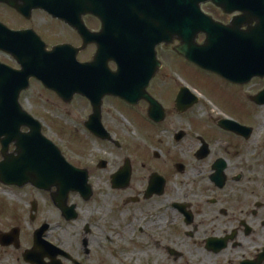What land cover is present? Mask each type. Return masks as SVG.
Masks as SVG:
<instances>
[{"label":"flooded vegetation","instance_id":"flooded-vegetation-1","mask_svg":"<svg viewBox=\"0 0 264 264\" xmlns=\"http://www.w3.org/2000/svg\"><path fill=\"white\" fill-rule=\"evenodd\" d=\"M221 2L232 12L211 2L200 4V13L188 5L177 30L174 13L166 25L160 19L161 8L175 10V0H0V30L25 34L11 37L24 44L0 49V74L22 72L17 56L31 36L47 51L71 46L77 64L88 68L74 72L88 84L89 98L76 94L67 103L35 78L29 88L37 84L66 105L82 99L91 140L119 153L115 160L94 157L82 168L92 194L72 192L65 206L31 184L0 181L28 191L19 218L29 229L0 223L1 248L30 252L47 226L39 243L57 249L54 264H264V148L256 145L253 125L255 109L264 108L254 101L264 77L235 73L245 64L236 62L239 42L258 22L255 11L236 10V0ZM60 10H69L74 26ZM201 13L215 26L208 29ZM208 50L217 53L218 74L197 65ZM30 89L18 104L36 119L22 104ZM118 90L125 94L111 93ZM207 100L223 113L199 116ZM17 134L30 128L21 126ZM2 150L0 139V163ZM7 151L16 154L15 141ZM98 184L120 194L114 212L111 203L96 201ZM45 213L57 222H47ZM43 262L53 264L48 257Z\"/></svg>","mask_w":264,"mask_h":264},{"label":"water","instance_id":"water-1","mask_svg":"<svg viewBox=\"0 0 264 264\" xmlns=\"http://www.w3.org/2000/svg\"><path fill=\"white\" fill-rule=\"evenodd\" d=\"M162 1L166 2L167 0ZM208 2L224 8L228 13L232 12L221 0H175V10H169L168 7L161 8L160 19L166 25L168 14L174 13L175 28L179 30L188 14V5H191L192 12L200 13V4ZM235 3L237 4L236 10L244 15H248L250 10L255 11L258 22L254 31L250 34L246 33L245 37L247 38L239 42L241 56L236 58V62L239 60L245 64L240 65L235 73L241 69L236 75L242 74L247 78L264 77V0H236ZM66 14L70 16L69 10L59 11V17L70 26H74L70 19L71 16L67 17ZM201 19L207 21L208 29L215 26L211 18L202 15ZM5 31L0 30V34L4 37V40H0V49L8 52L11 48L15 49L17 45L24 44L17 43L18 40H13L11 37H20L25 34L8 32L6 29ZM160 35L165 34L160 32ZM208 35L209 39L216 37L215 32L208 33ZM34 39V36H31L32 42L26 41L25 43L28 46L25 54L23 51L17 56L19 60L23 61L22 72L3 69L0 74V139L3 140L0 181L5 185H16L21 188L31 184L39 190L50 193L57 206L59 204L65 206L69 194L72 192H79L87 199L91 196L92 188L89 185L88 171L77 169L66 161L61 151L43 136L42 125L29 114L22 112L18 100L21 92L29 89L31 78L42 82L46 88L55 92L67 103L71 102L76 94L89 98L88 84H84L82 81L78 82L74 72L75 69L86 71L88 68L77 64L71 46H57L52 51H47L43 43ZM216 41V38L209 40V44L213 46L212 49H215ZM219 62L216 51L208 50V53L200 57L197 65L206 71L217 73ZM111 93L114 96L122 97L125 91L118 90ZM254 101L263 106L264 92L256 96ZM96 113L93 122L98 126L100 120L98 111ZM89 123L90 121L86 123L87 127H89ZM21 126L29 127L30 134L20 137L17 132ZM3 136L6 138L3 139ZM12 141L16 142V154H10L7 151L8 144ZM54 188L57 189L56 193H53ZM46 229L47 226L38 232L40 235L36 245L32 251L25 254V260L31 261L33 264H44L43 260L48 257L52 261L51 263L55 261L58 254L57 249L51 244L41 245L39 243ZM4 239L6 238L2 237V241Z\"/></svg>","mask_w":264,"mask_h":264},{"label":"rangeland","instance_id":"rangeland-1","mask_svg":"<svg viewBox=\"0 0 264 264\" xmlns=\"http://www.w3.org/2000/svg\"><path fill=\"white\" fill-rule=\"evenodd\" d=\"M22 98L23 106L43 125L44 135L61 149L66 160L74 167L87 168L94 157L115 160L116 154H119L111 146L91 140L83 125L88 118V107L82 99L76 98L73 103L66 105L37 84H33ZM223 108L228 110L226 105ZM198 113L199 116H208L210 113L217 116L223 112L207 100L204 109ZM253 125L256 131V145L264 148V108L255 109ZM95 192L96 201L111 203L112 212L120 205L116 202L120 201V194L111 192L109 187L98 184ZM27 193L28 191H14L0 185V223L4 227H7L5 222L8 221L11 226L19 224L24 231L29 230L28 220L19 218L25 208L22 201ZM46 211L48 212V209ZM56 218V215L45 213V219H50L47 221L50 224L57 222ZM25 253V249L17 252L11 248L0 247V264H27L24 260Z\"/></svg>","mask_w":264,"mask_h":264}]
</instances>
